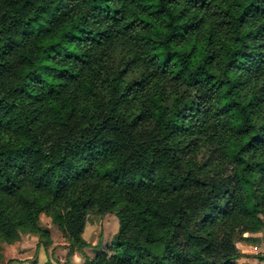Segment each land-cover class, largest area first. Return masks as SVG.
<instances>
[{
  "label": "trees",
  "instance_id": "16d2710c",
  "mask_svg": "<svg viewBox=\"0 0 264 264\" xmlns=\"http://www.w3.org/2000/svg\"><path fill=\"white\" fill-rule=\"evenodd\" d=\"M90 211L119 231L84 264L245 257L235 239L264 227V0H0V261L20 231L47 236L43 213L83 251Z\"/></svg>",
  "mask_w": 264,
  "mask_h": 264
},
{
  "label": "rangeland",
  "instance_id": "374dc122",
  "mask_svg": "<svg viewBox=\"0 0 264 264\" xmlns=\"http://www.w3.org/2000/svg\"><path fill=\"white\" fill-rule=\"evenodd\" d=\"M121 58H117L115 67H119ZM123 64V63H122ZM135 76L129 75L130 82ZM39 225L46 231L47 236L20 231L19 238L10 244L2 245L3 258L0 264H44L52 261L59 264H84L86 258H94L97 254L107 251L114 236L119 231V220L115 214L101 215L90 211L87 215L83 238L89 244L83 251L74 249L52 219L41 214ZM244 238L255 239L254 243L236 238L237 248L245 257L238 264H264V227L257 234H245Z\"/></svg>",
  "mask_w": 264,
  "mask_h": 264
}]
</instances>
